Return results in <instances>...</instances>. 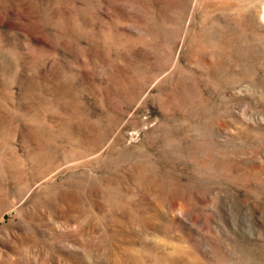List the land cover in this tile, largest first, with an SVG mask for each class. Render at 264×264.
I'll return each mask as SVG.
<instances>
[{
  "label": "rangeland",
  "instance_id": "rangeland-1",
  "mask_svg": "<svg viewBox=\"0 0 264 264\" xmlns=\"http://www.w3.org/2000/svg\"><path fill=\"white\" fill-rule=\"evenodd\" d=\"M0 264H264V0H0Z\"/></svg>",
  "mask_w": 264,
  "mask_h": 264
}]
</instances>
